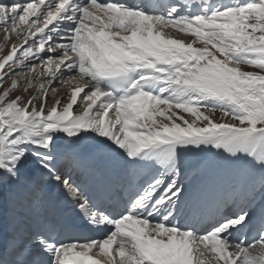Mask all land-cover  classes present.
<instances>
[{
	"label": "bare ground",
	"instance_id": "obj_1",
	"mask_svg": "<svg viewBox=\"0 0 264 264\" xmlns=\"http://www.w3.org/2000/svg\"><path fill=\"white\" fill-rule=\"evenodd\" d=\"M12 1L13 0H0V27L2 26V29L7 28L4 34L5 36H7L8 29L10 28L9 23L21 13L24 14L22 19H24L25 25L31 22L37 25V22L45 14V7L42 8L41 2L34 3L32 5L33 10L26 8L27 6L24 7V3L22 2L19 7L13 8L12 14L7 15V6L12 3ZM132 1L133 0H117L118 3L115 5V3L107 2L106 0H95L92 2V6L86 9H78L75 17L80 21L81 29L93 35H95L96 31V35L93 37L98 39L97 43L99 45H108L113 39L123 40L127 43L129 50L125 52L126 70H131L138 66L147 67V69L141 72L143 79H140L139 82L143 84L146 79L150 81V87L149 85L146 86L139 94L129 92L124 102L120 101L115 103V105H119L117 106L118 109H127L126 112H122L121 114L117 109L115 113L108 116V120L112 118V124H115V130L119 140L116 141L115 137L111 136V134H108V137H110L109 139H113L117 144L124 147L127 153L131 150L127 151L125 135L121 133V130H124V132L126 130V133H129L125 120L128 121L130 126L132 124L138 125L139 120L144 122L143 120L147 119L157 108L158 99L156 98V94L160 93L163 88L167 86H169V89L184 88L194 94H196V91L205 90V94L201 96L204 99H206L205 95L211 92L215 93L217 98H222L224 101H229L233 98L227 83L222 82V80H225L224 76L229 75V70H226V68H228L227 66H223L220 56L215 51H211L207 43L205 44L206 49L202 50L189 47L185 43H183L185 44L183 45L181 44L182 42L174 38L178 29H184V25H181L183 21L180 22V20L183 19L181 17L182 14L186 12H196L200 14L204 10H208L211 5L215 8L217 3L225 4L226 2L229 3L231 0H174L173 5L181 8L177 9V14L174 17L176 21H171L169 24L171 26L170 32L173 37V39L170 40H164L156 34V28H158L159 31L164 28L159 26L162 25V21L164 20L146 17L143 15L142 10L137 11L132 9V7L127 4ZM22 7H24V10H21ZM202 16V18H205V15ZM115 20L119 22L120 25H116ZM121 23L129 25L131 29L124 27ZM66 24L67 34L65 35L66 38H64V42L68 43L70 41L69 36L72 35L70 31L73 28V23L69 20ZM26 31L27 32L24 34H22V31L19 34V37H21L20 44L28 40L29 35L34 32V29L31 30L29 27ZM212 32L213 31H209L208 34L206 32V35L208 36ZM16 33H18L17 28ZM130 34L133 35L132 38H128ZM79 37H83V35L79 34ZM146 38L152 40V44L158 48L157 52L152 53L148 51V49L144 51L143 42ZM31 42V39L28 40L27 46H30ZM11 43L13 46L11 45V51L8 52V56L5 55L0 60V79L4 76V73H6L7 66L4 68V65L8 58H10V52L12 53L13 50L20 45L17 42L15 43L16 45L13 42ZM53 45H55V43L51 44V46ZM138 47L140 49H138ZM61 51L62 50L59 52ZM59 52L57 54H59ZM49 55L48 53V56ZM44 57L45 56H42L41 59H44ZM54 59L55 57H51L48 62H52ZM152 59L156 60L155 64ZM148 60L149 62H146ZM72 62H75V60ZM28 63H31V61L27 62V64ZM67 64L68 63L65 65ZM153 65H156V67L159 65L162 66L153 70ZM61 69L56 76L57 78L55 77L56 81L54 83L59 84V82L64 80V75H68L72 78L73 75L79 74L77 78H80V81L84 80V77L80 73L74 72L75 66H71L66 72H62L64 70ZM197 69H201V73L205 71L202 75L199 74L200 79H194V84L192 85H188L189 83L184 84L189 78L193 79V73H198L196 72ZM186 74H188L187 77ZM48 75L50 76L51 73ZM53 79L54 78L51 79L52 83ZM139 82H135L134 85H137ZM80 90L81 87L79 86L78 93H69L68 105H66L62 111H58L60 103H57L54 105L50 115H45L46 108L38 113V116H42L43 119L47 117L50 121L44 120V122L40 124V130H38L40 131L39 134H26L25 132L26 136L23 134V136H25V139L23 138L25 142L19 141L16 143L17 145L19 144L17 150L20 148V153H29L28 157L23 155V159L20 160L22 161L21 164L15 162V159H11L9 155L10 150H8L9 153H4L6 152L5 140H0V199L4 198L8 203V210L5 214L0 212V215H4V217L7 218L10 224V230L16 235L13 236V239L17 238L19 235L23 237L27 232H31L32 230L30 229L31 223L27 225V222H25L26 220L22 219L21 212L19 211L21 209L16 205L17 200L15 199L14 203L11 199L22 198V202H24L23 200H27L24 196L31 198L29 202H25V205L30 204L29 209H27L28 213L25 217L32 222V214L39 209V206H37L38 201L35 202L34 198L38 195L36 192V185L33 184L32 179L34 174L39 175L43 170L50 169L51 171L54 169L56 162L60 158L59 153L61 149H77L81 151L84 145L92 142V139L85 140V138H81L82 136L80 135H84L86 132L85 130H83V132L78 129L71 130L69 126L82 127L85 121L83 114L78 113L77 109L81 107L83 96L87 94V90L83 93H81L82 91L80 92ZM170 98L171 97H169L168 100H171ZM135 105H138L139 109L133 112L130 109ZM31 110L32 107L30 105L28 111L26 112L25 110V112L29 114ZM74 110L75 114L72 116L71 113ZM16 113V115L22 114L21 110ZM94 113L95 110L92 114ZM84 115L86 117L89 114L85 113ZM113 115L116 116L112 117ZM137 117H140V119L137 120ZM89 128L91 131L94 129L92 126H89ZM106 128L108 127L106 126ZM1 132L2 128L0 127V133ZM101 132L104 134L106 133L105 130ZM204 134L205 132L197 134L195 131L183 134L179 132L175 134H161L157 132L154 145L151 146V144H149V148L140 149L142 159L145 163L158 166V170L161 172H166L170 166H174L175 171L173 172V180H178L180 183L185 181L187 179L186 177L194 171H199L200 175L204 176V180H197L198 189L204 186L207 179L212 176L214 172L217 174L218 178H221L227 171L233 172L236 176L233 183L237 195L242 193L244 199L248 197V200H250L247 210L254 211L262 208L264 213V132L255 136L251 133H240L236 131L228 138L218 139L206 138ZM62 135H65L66 138H62ZM127 143L131 146L128 140ZM216 146H218V149H215ZM227 159L229 163L225 167H221ZM16 160L18 161V159ZM243 160H246L244 165L242 162ZM131 164L134 163L131 162ZM71 166H73V164H71ZM142 171H145L143 167ZM13 173H16L15 178L11 177ZM148 173L149 172L146 174ZM8 175L11 176L8 178ZM10 180L13 181L11 183L13 188L9 183ZM242 180L248 182L247 185L242 187L244 192L238 189V185L242 183ZM156 188L155 193L152 194L150 198L148 197L133 206L131 209L133 217L131 219L124 220V223L118 221L111 224L110 230L113 232V235L110 244L101 241L96 246L89 248L92 253L102 256L100 260L101 263L116 264V262L113 261V255L111 256L109 252L111 245L114 243L116 259L118 257L122 264H151L147 259L145 260V258H143L142 247L147 238L156 235L155 233H157V231L149 226V217H151L152 213H147V210L152 202L158 204L163 198L178 189V184L177 182H172V177L170 175ZM11 189H13L14 192H12ZM20 217L21 219H19ZM247 221L248 219H243L231 225L233 228L229 233L233 234L235 230H239L234 242H231L229 237L224 236L221 237L220 240L209 241L204 243V245H202L201 242L194 251H191L192 240L189 238L193 235H191L190 232L169 230L162 224L154 226L159 229V233L163 234V237H166L171 243V247L163 250V259L160 260L158 264H177V260H180V264H264V238L254 246L248 248L243 247V239L240 237L241 230L238 227H242ZM131 230H134L137 235H133L130 232ZM20 238H18V240L21 242L22 240Z\"/></svg>",
	"mask_w": 264,
	"mask_h": 264
},
{
	"label": "rangeland",
	"instance_id": "obj_2",
	"mask_svg": "<svg viewBox=\"0 0 264 264\" xmlns=\"http://www.w3.org/2000/svg\"><path fill=\"white\" fill-rule=\"evenodd\" d=\"M218 4L220 6L215 10V15L209 16L210 18L205 17V19L202 18L203 16H199L198 21L193 24L181 22V25H184V29L180 28L177 30L175 28L177 34L175 33L174 38L188 46L203 50L206 49L205 44L207 43L211 51H215L220 56L223 66L228 65L233 70L232 74L229 71V75L224 76L225 80H222V82H226L229 90L233 91L235 102H231L233 98L228 101L231 103L226 101H210L187 89L170 88L171 91L168 88L169 86H167L161 93L162 96L171 97V100H166L165 98L162 100L161 97L160 103H157V108L147 119L143 120L144 122L137 119L139 120V124H132L130 126L127 120H125L128 127L127 130L129 131L128 134L125 133V143L127 145L128 140L131 143V149L136 148L142 142L154 140L157 132L161 134L184 133L187 130H200L225 124L240 127L245 132H250L252 129L264 132V4L256 0H233L228 6L221 3ZM11 10H13V6L8 7L7 15H10L9 12ZM21 10H24V8H21ZM23 15L21 13L9 23L10 28L8 27L7 36L4 35L7 28L2 29V26L0 27V58L5 55L9 46L10 48L13 46L11 42H20L17 40L21 38L19 37L21 31L24 34L29 27L33 30L31 27L35 23L31 22L25 25L24 19H22ZM170 27L166 26L168 35H171ZM16 28L18 33H16ZM209 31L213 32L207 36L206 32L208 34ZM34 51L33 48L27 49L25 54L22 55L21 60L9 68L10 72L8 75L4 79H0V127L2 128L0 140H5L6 152L4 150L3 152L5 154L10 152L11 159H15V162L20 164L22 163L20 160L23 159V155L28 157L29 153H20V148L17 150L19 144L17 145L16 143L19 141L25 142L26 134H39L40 124L44 120L50 121V119L47 117L43 119L42 116H38V113L46 108L45 115H50L54 105L57 103H60L58 111H62L68 105L67 101H69V91L71 90L70 77L65 75L66 78L68 77V81L64 78L59 84L54 83L57 78L54 76L57 75L51 69L53 65L48 62L49 58L47 57L42 60L39 57L31 58L34 55ZM61 57L57 58V60L60 61ZM29 61L31 63L27 64ZM229 67L226 70H229ZM54 70V72H57L56 69ZM61 70L64 69L62 68ZM48 72H52L51 76L47 75L49 74ZM196 72L198 73H193V79L189 78L187 81L200 79V75L205 71L201 73V69H197ZM73 76L77 84L81 82L80 78H77L79 77L78 74ZM49 77L51 79L54 77L53 83L51 79L49 80ZM36 85H38V88ZM91 95L94 96L95 91ZM84 98L81 102L82 107L77 109L78 113H81L80 111L86 108V104L92 101V97L91 99L89 97ZM30 101H32V110L30 111L31 114H27L24 108L20 109V107L27 106ZM92 107V105L89 108L87 107V114L93 113ZM20 110L22 114L16 115V112ZM71 114L73 116L75 110ZM84 114L83 116L86 121L87 116L85 117ZM95 119H92L88 123L97 125L94 121ZM107 122L108 119L103 117L98 124L104 125V127L107 126L108 128H111L113 125L115 126L111 120L108 122L109 125H106ZM191 132H194V130L187 133ZM8 150L10 151L8 152ZM242 162L244 165L246 160ZM10 176L8 175V178ZM11 177L15 178L16 173H13ZM10 181L9 183L11 184L13 181ZM11 186L13 188L12 184ZM11 191L14 192L13 189ZM15 199L17 200L16 205L21 209L19 211L21 212L22 219L26 220L27 225L32 224L25 217L30 204L25 205L26 201L23 200L24 202H22V198H13L11 201L13 200L14 202ZM133 235H137V233Z\"/></svg>",
	"mask_w": 264,
	"mask_h": 264
}]
</instances>
